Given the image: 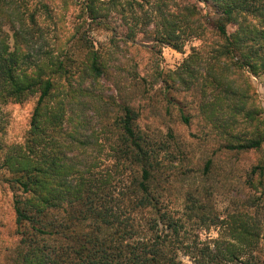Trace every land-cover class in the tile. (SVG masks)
Here are the masks:
<instances>
[{"label":"trees","instance_id":"1","mask_svg":"<svg viewBox=\"0 0 264 264\" xmlns=\"http://www.w3.org/2000/svg\"><path fill=\"white\" fill-rule=\"evenodd\" d=\"M190 40L202 45L163 70L164 47ZM252 77H264V0H0L4 264H264ZM31 99L23 141L8 143L6 109ZM195 122L200 135L175 129Z\"/></svg>","mask_w":264,"mask_h":264},{"label":"rangeland","instance_id":"2","mask_svg":"<svg viewBox=\"0 0 264 264\" xmlns=\"http://www.w3.org/2000/svg\"><path fill=\"white\" fill-rule=\"evenodd\" d=\"M207 11V10H206ZM211 12L210 9H208ZM235 28L230 27V31H234ZM96 38L99 41H107L110 38L108 33H97ZM142 38L138 39V43L140 45V53L136 54L137 58H140L143 62H147V59L150 57L149 55V48L152 45L148 42H142ZM202 45L201 40H190L186 43V46L182 52H178L169 46H165L162 53V60H161V68L165 71H174L177 70L184 61L191 55L192 50L194 48H199ZM133 49L127 50V53H130ZM130 55V54H128ZM253 87L255 88L258 98L259 104L264 110V77H252L251 79ZM36 99H31L30 101L24 104H11L6 109L9 112L10 123L8 127V136L7 142L8 143H16L22 142L28 129L30 120L35 108ZM145 117L148 119V122L156 121L159 125V119L161 117L158 113L153 114L149 111L145 112ZM165 122V121H164ZM176 131L180 134L185 136L186 138H190L192 135H200L201 131L198 127L197 122H195L190 127H183V126H176ZM250 160H244V163H249ZM238 197L237 194L231 193L229 198L234 200ZM175 201L178 202V198L175 197ZM218 209L221 213L224 214L226 208L229 207V199L224 196H220L217 199ZM13 195L8 190L5 185L0 184V264H4V252L7 248H10L15 243V238L13 236V232L15 229L14 223V211H13ZM217 232L212 231L210 236H216ZM186 264H192L188 259H185Z\"/></svg>","mask_w":264,"mask_h":264}]
</instances>
